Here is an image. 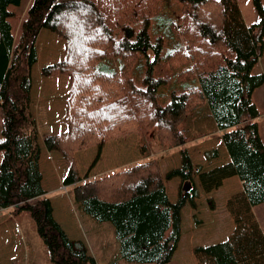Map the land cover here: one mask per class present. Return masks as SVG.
<instances>
[{"label": "trees", "instance_id": "16d2710c", "mask_svg": "<svg viewBox=\"0 0 264 264\" xmlns=\"http://www.w3.org/2000/svg\"><path fill=\"white\" fill-rule=\"evenodd\" d=\"M252 1L259 20L248 25L237 0H182L179 41L163 54L164 39H153L150 26L155 20L167 27L163 12L171 0H32L17 42L8 6L20 5L22 0H0V149L4 150L0 209H29L54 261L98 264L85 242L70 238L54 217L42 185L31 71L38 60L36 39L43 28L63 38L64 57L42 66L41 75L69 77L67 127L44 135V146L64 157L63 184H75L78 206L114 225L122 257L167 264L181 239L183 207H196L199 190L193 173L206 192L238 175L243 189L226 201L233 231L226 240L196 245L193 254L198 264H264V232L254 211L264 203V141L253 100L255 90L264 84V73L254 71L264 48V6L261 0ZM137 23L140 28L135 33ZM144 63L148 67L137 80L133 70ZM182 65L187 67L180 69ZM175 69L180 71L175 73ZM174 75L176 79L194 77L196 83L172 90V99L162 105L159 89ZM203 102L209 105L231 157L209 170L193 164L182 146L188 135L180 127ZM153 130L163 145L182 146L180 166L163 175L157 159L145 153L147 159L129 167L92 179L79 175L77 151L98 145L99 157L107 140ZM205 155L217 157L218 150ZM176 176L183 185L172 202L164 179ZM185 186H189L187 191Z\"/></svg>", "mask_w": 264, "mask_h": 264}, {"label": "rangeland", "instance_id": "374dc122", "mask_svg": "<svg viewBox=\"0 0 264 264\" xmlns=\"http://www.w3.org/2000/svg\"><path fill=\"white\" fill-rule=\"evenodd\" d=\"M181 1L182 0H171L170 5L166 6L165 11L163 12L164 17L166 18V28L159 26L155 20L150 26V34L153 39L156 36H161L164 39L165 46L163 54L172 49L175 45L174 43L179 41L177 30L182 14ZM237 1L248 25L259 20L258 11L252 0ZM31 2L32 0H22L20 5L10 4L8 6L13 12V14L8 17V20L11 24V29L14 33L16 42L21 33V23L27 16V8L30 6ZM261 2L264 6V0H261ZM139 28L140 23L133 25L135 33L138 32ZM36 49L38 60L32 66L31 71L33 80L31 89V108L34 112L39 130V142L45 154V152L49 150L44 146L42 140L43 136L46 134L57 133V129H60V125L63 124V118L65 121L69 77L65 74L44 76L40 73V68L42 66L63 59V38L53 31L43 28L36 39ZM149 53L151 54L150 59H153L154 54L152 56V52L149 51ZM147 67L148 64L146 63L140 65L133 70V76L137 80H140ZM186 67V65H182L180 69ZM180 69H175V73L180 71ZM254 71L264 73V48L258 63L254 67ZM194 79V77L176 79L174 75L167 85L159 89L161 104L164 105L172 99V90L180 91L187 85L195 84L196 82ZM253 100L257 104L260 112L256 121L259 125V131L264 141V84L255 90ZM46 115H48V118L52 119L50 125L52 124L51 126H54L53 130H51V127L49 129L48 125H45V121H41L42 116L44 117ZM65 125L67 126L66 121ZM180 127L184 130L186 135H188V142L182 146H185L186 148L188 147L187 150L194 165L200 164V161H205L204 150L200 151V147L197 148L198 143L203 149L211 150L218 147L216 141L219 136L217 125L212 118L207 102H203L192 109L189 112V115L180 123ZM2 129L3 111L0 106V140L3 138ZM204 142L206 143L204 144ZM182 146L167 147L163 145L153 130L147 134L132 133L124 137L107 140L100 150L99 157H97L99 153L98 145H91L77 151L75 157L78 172L82 179H85L86 175L90 177H98L118 169L129 167L134 163L147 159L148 157L145 156V153H151L150 156L157 159L161 172L165 175L170 169L181 165L180 150ZM3 154L4 150L0 149V163ZM163 155L167 156L163 158ZM60 156L64 162L66 171L67 165L65 159L61 154ZM202 168H204L203 165ZM44 171L45 174L49 172V174H47L48 180L45 184L47 188L51 190L50 197L55 208L54 217L62 225L70 238L84 240L88 251L96 258L98 264H113L115 261L118 264H152L129 261L123 258L120 252V243L114 225L110 221H102L94 218L78 206L74 200L75 184L63 186V182L59 179V168H57L55 164H52L51 168H48V170L44 168ZM164 181L167 183L169 195L172 200H177V195H179V190L183 185L181 178L176 176L171 179L165 178ZM193 181L199 190V195L194 198L196 207L194 208L190 204L183 207L181 212L182 221L181 239L178 246L179 250L176 253L174 252L175 255H173L172 259L167 264H198V261L193 254V249L196 246L195 243H199L198 245H209L223 240L222 237L224 236V232L221 231H217L215 235L210 238H204L203 236L209 227L210 217L213 214L212 209L215 208L218 215L225 216L229 214L226 207V201L228 199L227 196L225 197L226 192L204 191L196 173H193ZM175 183L176 192L173 190V185ZM58 198L63 199V202ZM9 208L10 209L2 212L0 216H6L4 218L7 219L11 218L18 229L17 238L13 236V239H4L6 241L5 245L10 246L8 253L10 255L13 254L11 263L60 264L53 260L51 249L41 235L31 211L27 208ZM257 209L259 213H262L264 210V204H260ZM228 217L233 224V219H231L232 217L230 214ZM223 221L225 223L226 232L228 231L227 223H229V221ZM193 242L194 246L192 251H190L191 243Z\"/></svg>", "mask_w": 264, "mask_h": 264}, {"label": "crops", "instance_id": "0c3cea01", "mask_svg": "<svg viewBox=\"0 0 264 264\" xmlns=\"http://www.w3.org/2000/svg\"><path fill=\"white\" fill-rule=\"evenodd\" d=\"M51 120H52L51 118H48V115H46L44 117L42 116V118H41V121H43V122L45 121V123H46L45 125H48L49 126L48 128L50 129V127H51V130H53L54 126H51L52 124L50 125V123H52ZM66 127L67 126L65 125V121H64V118H63V124L60 125V129H57L56 132L58 133V132L64 131L66 129ZM217 132H218V135H219L217 137V139H216V141L218 143V147H217L218 156L209 159V158L206 157V155L205 156L203 155L204 158H205V161H204L205 163L203 161H200V164L203 165V167H204L203 169L204 170H209V169H211L213 167H216L218 165H221V164H224V163H227V162L231 161V157H230V155H229V153H228V151L226 149V146L224 145V143L222 141V138L220 137V134H219L220 131H217ZM206 142H204V144ZM198 144H197V146H198L197 148L200 147V151L204 150V153L206 154L208 149H203L201 147V145H198ZM204 144H202V145H204ZM166 156L167 155H163V158H165ZM52 164H55V166L57 168H59V171H58L59 179L62 182L63 178L67 174V170L65 171L64 162H63V160H62V158L60 156V153L57 150H52V151H46L45 154H44L42 146H41L40 169H41V172H42V185L47 191L45 195L47 197H49L51 202H52L53 214H54L55 208H54L53 201H52V199L50 197L51 190H49L47 188L46 184H45V182H47V180H48V175L47 174H49V172H47V174H45V171H44V168L47 169V170H48V168L50 169ZM43 166H45V167H43ZM96 177L88 176V179H92V178H96ZM165 185H166V190H167L169 199L172 202L176 201V200H172V198L170 197L169 189H168V186H167L166 182H165ZM242 189H243V181L239 178L238 175H234V176L225 178L223 180L222 184L218 188H214V189H212L209 192H226L225 193L226 194L225 197L227 196V198H228L233 192L240 191ZM173 190H174V192H176V183L173 185ZM58 199L62 200V202H63V199H61V198H58ZM259 206L260 205L255 206L254 210L256 212V215H257V217L259 219V222H260L261 227H262L263 232H264V213H263L264 210H263L262 213H259L258 209H257ZM8 209H10V208H1L0 209V214L2 212H4L5 210H8ZM212 210H213V214H212V216L210 215L211 217H210L209 227L207 228V230L204 233L203 237L204 238H210V237L214 236L217 231H221V232H224V236L222 237V239L226 240L228 238V236L231 234V232L233 231V229H234V221H233V224H232L230 218L228 217L229 214H227L225 216L224 215L222 216V215H218V213H216L217 210H215V208L212 209ZM9 216H7V217H9ZM4 217H6V216H2V215L0 216V262L4 263V264H13V263H11L12 259H13V254L10 255L8 253L9 252L8 250H9L10 246L5 245L6 241L4 239H7V240H8V238L13 239V236H15L17 238L18 229H17L14 221L11 218L7 219V218H4ZM223 220H225L226 222L229 221V223H227L228 224V231H226V232H225V229H226L225 228V223H224ZM193 244H194V242L191 243L190 251H192V248L194 246ZM198 244L199 243H197V244L195 243V245H198ZM178 246H179V244H178ZM178 250H179V247H177L175 253ZM175 253H174V255H175Z\"/></svg>", "mask_w": 264, "mask_h": 264}, {"label": "water", "instance_id": "95a60500", "mask_svg": "<svg viewBox=\"0 0 264 264\" xmlns=\"http://www.w3.org/2000/svg\"><path fill=\"white\" fill-rule=\"evenodd\" d=\"M184 189L187 191L189 188L187 186H185Z\"/></svg>", "mask_w": 264, "mask_h": 264}]
</instances>
